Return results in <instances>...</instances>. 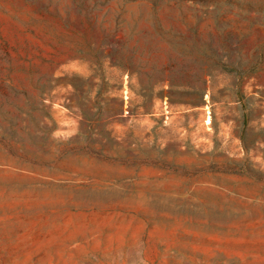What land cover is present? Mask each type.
I'll return each instance as SVG.
<instances>
[{
    "label": "rangeland",
    "instance_id": "obj_1",
    "mask_svg": "<svg viewBox=\"0 0 264 264\" xmlns=\"http://www.w3.org/2000/svg\"><path fill=\"white\" fill-rule=\"evenodd\" d=\"M0 264H264V0H0Z\"/></svg>",
    "mask_w": 264,
    "mask_h": 264
}]
</instances>
